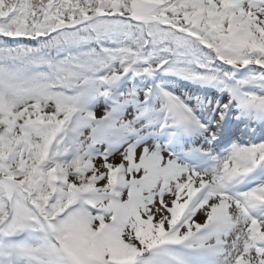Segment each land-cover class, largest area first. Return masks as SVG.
Masks as SVG:
<instances>
[{"label":"snow or ice","instance_id":"obj_1","mask_svg":"<svg viewBox=\"0 0 264 264\" xmlns=\"http://www.w3.org/2000/svg\"><path fill=\"white\" fill-rule=\"evenodd\" d=\"M0 264H264V0H0Z\"/></svg>","mask_w":264,"mask_h":264}]
</instances>
